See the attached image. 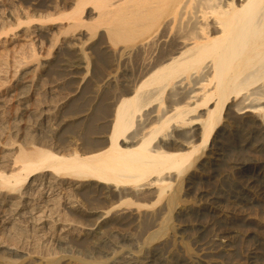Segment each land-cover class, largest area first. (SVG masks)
I'll use <instances>...</instances> for the list:
<instances>
[{
  "label": "bare ground",
  "instance_id": "6f19581e",
  "mask_svg": "<svg viewBox=\"0 0 264 264\" xmlns=\"http://www.w3.org/2000/svg\"><path fill=\"white\" fill-rule=\"evenodd\" d=\"M55 4H57V3H55ZM59 6H60V4H59ZM69 7L71 9L69 12L59 11L58 14L56 13V15H54L55 13L54 14L48 13V14H46V16H43V15L39 16L38 15L39 16L38 17L35 14H30V13L27 14L26 13L25 16L21 17V15H19V13H18V14H16L18 16L17 18L14 17L12 10L10 12L6 8H4L7 10L4 12H7V13L3 14V12H2V14L6 15L5 18L7 19L8 22L6 23V20H5V22L3 21L4 23L0 22V36L3 34H8L9 32L13 31L15 28L20 27L21 25L30 26V24L34 23L35 21L40 22L43 25H45L49 22L67 21L68 23H67L66 27L64 28V34L66 36H68V35L73 36V34L77 33L78 36H80V37L76 36L78 38L79 42L81 39H83V38H81L83 36H89L90 39H94L97 36H100L99 42L102 43V46L100 43V46H101L100 49H101L102 54L103 55H104V53L107 55L111 54L112 55L111 57H113L111 60L114 59V61L102 58L103 60L107 61V63H108V61H111L110 62L111 64L108 67V68H110V71L107 70L106 76H104V74H103L104 70L102 69V67L107 68L106 65L101 66V68H99L100 66L98 67L97 64H99L100 62H98L99 60H96L98 58H96L94 60V62L91 61V57H88V54L86 53L88 51H84L85 49L80 50V53L77 54L76 60L79 59L78 63H75V61H73V59H72V61L77 65H75L74 67H70V68H68L69 67L68 63H67V62H69L68 59L65 60V59L60 58V57L64 58L63 55L61 56V53H64V52H60L58 50L60 52V57L57 56L55 61H54L55 67L58 69V74L60 73L59 71L62 72V71H66L68 69L69 70L68 76L71 77V79H76L77 80L76 82H78L81 85L86 79V76H84V73H86V75H87L91 69H95L96 67H98V70H100V69L103 70V73L102 72L101 73L103 74L104 79L106 77V79L109 80V82H110V80H112V79L114 80V78H115L114 74L118 73V70L121 67V65L123 64V62H125L127 59L129 60V58H132L133 55L140 56V57L142 56L141 61L139 62V60H138L139 66H137V64L132 62V64H134V66L136 65L135 67H137V68L139 67L138 73H136L134 71L136 73V76H135V73H134V75H132V76H134V78L130 81L131 86H130L129 90L126 89L125 92H122L123 94L121 93V94H119V96L116 94L117 97L115 100H113V98L115 97L114 96L115 94L114 95L112 94V96H114V97L111 100H113V103L115 101V104H114L115 106H113V107H115L114 112H113L114 115H111L113 113L109 114L113 117L112 121H109L110 122L109 127L111 125L112 129L110 131L109 136L105 137L106 142L104 141L105 143L103 144V141H102L101 146L99 145L100 147L96 148L97 145L95 147L93 146L94 148L90 147V150H88L86 152L83 151L84 154H83V152H81L83 155L82 154L80 155L78 152H75L74 154H72L71 153L72 151L70 152L71 154L68 153L67 155L66 154L61 155L62 154L61 153L60 155H58V154L52 152V150L48 151V150H43V149H36L32 153H26V152L22 151L19 156L17 155L18 156L17 160H12V161H16L15 165L20 163L22 165L21 167L14 169L16 166L10 163L11 165H13L11 168L14 169L12 172L9 171L10 174H7V172L3 173L4 171L0 169L1 170V172H0V222H1V220H3L2 217H4L6 214H8L7 211H10L12 213L10 216L18 214V209L20 206V202H19L20 200L15 198L16 195L14 193L17 190H19L18 188L24 186V184L27 181H29L30 176H32V174H34L36 172H39V174H43V173L45 174L46 172H48V173L52 172V174H53V172H54L57 175H61V176H65V177H72L75 179H79L81 181H93V182L95 181V182H97L96 184H101V185L102 184H107V185H109V184L113 185L114 184L117 186V188L118 187H121V188L132 187L133 189H135L138 186H140L141 183L146 182L149 187H153V186L158 187L157 191L159 192V194L157 197L161 198L165 194L166 189L168 190V188L173 187V182H174L173 180H175L176 182H179L181 180V176L186 171V165L191 163V161L193 160V157L198 152V150L201 147H206V145L212 139L217 128L219 127V125H221L220 123L222 122V119L224 118L223 117V111L226 107L229 110H231L233 108V106H235V108L237 107V111L241 112V114L243 116H244V114L253 113L254 110H262V111L264 110V106L261 107V104L264 103V97L261 99L260 98H254V99H252L254 101L251 102L250 104L245 103L251 96H259V95L262 96V95H264L263 94L264 91L262 90V89H264V86L262 87V89H260V87L257 88V86L259 84H261L262 82L264 83V0H74V2H72L71 5H69ZM88 7H91L92 9H88ZM14 8H12V9H14ZM29 9L30 8H28V10ZM42 9H44V8H42ZM0 10H3V8ZM26 12H28V11H26ZM21 14H22V12H21ZM1 16H0V18H1ZM24 18H25V20H24ZM1 20H3V18ZM29 29H30V27H29ZM42 29H43V26H42ZM62 29H63V27H62ZM101 29H103L105 32L103 35H104V38L106 37V39H107L106 43L101 41L103 39V35H100ZM41 37H43V35H41ZM75 40H76V38H75ZM103 41H104V39H103ZM55 43H56V41H55ZM55 43L53 45H55ZM72 43H74V42H72ZM92 43L94 44V41H92ZM74 45H75V43H74ZM90 45H89V48H90ZM65 46L67 48H70L69 45H65ZM35 47L36 46H34V45H33V47H32V45L29 46L30 51H29V49L26 50L27 47L25 49L23 48L24 50L20 51L21 54L18 57L14 58L16 60L15 65L18 64L19 67H23L24 64H27V63H25V61H28L29 58H33V57L36 58L37 47H36V50H35ZM73 49H75V48H73ZM20 50H21V48H20ZM95 50H96V48H95ZM18 51H19V49H18ZM63 51H65V50L63 49ZM98 51H99V48H98ZM59 52L57 54H59ZM65 52H69V51H65ZM64 54H68V53H64ZM69 54L71 57L72 56L71 53H69ZM99 54H100V51H99ZM99 54H94V55L97 56ZM55 55L56 54H54L53 56H55ZM15 56H17V55H15ZM104 56H106V55H104ZM68 57H69V55H68ZM74 57H75V55H74ZM97 57H100V55ZM107 58L109 59V56H107ZM135 58L137 60V57H135ZM135 58H133L134 62H135V60H134ZM100 61H101V59H100ZM49 63H50V60H49ZM54 63H53V65H54ZM104 63L105 62L103 61V64ZM128 63L130 64V62H128ZM136 63H137V61H136ZM95 64L97 66L95 68H92V66H95ZM55 67L53 69H55ZM128 67H130V66H128ZM50 69H52V68H50ZM3 71H5V70H3ZM95 71H97V70H95ZM108 71H109V73H108ZM124 71L127 72L126 69ZM38 72H39V70H38ZM92 72H93V70H92ZM54 73H55V70H54ZM101 73L99 72V75H101ZM130 73H132V71H130ZM7 74H8V72H7ZM93 74H94V72H93ZM124 74H123V76H124ZM126 75H129V74H126ZM103 76H101L100 78H102ZM120 76L122 77V75H120ZM93 77L92 76L90 77L91 80ZM117 78H118V76H117ZM26 79L31 80L30 78H26ZM104 79L102 81H104ZM129 79H131V78H129ZM98 80L99 79H97V82H98ZM42 81L40 82L41 86H43V84H44V83L42 84ZM119 81H117V83H119ZM31 82L32 81L19 83L21 85L20 90L22 93L19 94V98L17 97V100H16L17 101L16 104L17 103L18 104L17 105L15 104V105L18 108L16 110L12 109L15 113V119H14L15 125H13L14 127H10V128H12L10 130H13V132L11 131V133L14 135L19 134L18 133L19 132L18 125L21 124L20 123L21 115H23V116L26 115V116H28L29 119H31V117H32L31 120L33 121V123L35 125L32 124L31 121L29 120L31 125L30 126L27 125L29 127H27V130H25V131H27L26 134H29L31 136V135H34V133H36L37 131H41L42 129L45 130V128L42 127L44 122H46V125L47 124L49 125L46 127L48 129L50 127V124L53 123L52 121L58 116V113L63 111V110H61V104H57L58 102H60L59 99L54 102L55 103L54 105L51 104L50 106L48 105V107L45 106V108L46 107L49 108L48 110H42L38 107L36 109L33 108V110H30L28 103L31 101L30 98L33 97L32 95L34 93L33 91L31 92V90L38 91L39 93L38 94L36 93V96L40 94V97L44 96L43 94H45V92L47 91V90L39 91V89H40L39 86H38L39 89H37V87L34 88L32 86L33 83L31 85H28V83L30 84ZM92 82L94 83V79ZM109 82H108V84H109ZM100 83H102V82L100 81ZM110 83H112V81ZM94 84H95V87H97L96 82ZM128 84H129V82H128ZM186 84H188L189 86H191V84H192L193 88L190 89V87H189V89H188V87H186ZM44 86H45V84H44ZM55 87L57 88L58 86H55ZM28 88H30L29 91L27 90ZM63 88H60V89H63ZM114 88H116V87H114ZM174 88L177 90L176 94L174 92V95H175L174 97H176V95H178L177 98L174 99V97L172 96V98L174 99L173 100L170 97L172 95L170 93H172L173 91L170 92L169 93L170 96L168 95V97H170L172 99V102H171L170 98L167 99L168 97L167 98L165 97L168 101H170V104H168L169 106L167 107L166 111H164V110L162 111L161 107H163L162 105L164 104L163 98H162L163 95L165 93H167L166 91L168 89H174ZM42 89H45V88H42ZM53 89H55V88H53ZM119 90H121V89H118V92H119ZM58 92L59 91H57V93ZM261 92H263V93H261ZM60 93H62V92L60 91ZM79 93H80V91H79ZM79 93H78V95H79ZM53 94H54V92H53ZM13 95H12V98L14 99L15 96H13ZM108 95L109 94H107L105 96H107L109 98ZM51 96H53V95H51ZM66 96H68V95H66ZM10 97H8V96L0 97V140L3 136V131L5 128L4 125H6L8 123V118H10L9 116L7 117V115H8L7 113L11 109L9 102L12 101V98H10ZM60 97H61V95H60ZM71 97H73V96H71ZM80 97H78V98L81 99ZM83 97L84 96H82V98ZM240 97H241V100H239L236 104L232 105L233 104L232 102H234V100L236 101ZM36 98L38 99V97H36ZM43 99H45V98H43ZM51 99L53 100V98H51ZM64 99H66V98H64ZM67 100H69V99H67ZM44 101H46V100H44ZM33 102H35V100ZM33 102H31V103L33 104ZM39 102H40V100L38 101V103ZM107 102H106V104H104L105 106H107ZM158 102H159L160 106H158L157 108L154 107V109H153L152 106L155 103L157 106ZM104 103H105V101H104ZM110 103H112V101ZM32 104H30V105H32ZM47 104H49V103H47ZM77 104H78V102H77ZM36 105H37V101H36ZM65 105L66 104H64V107H65ZM108 105H110V104H108ZM22 107H25V110L23 108L25 113L24 114L22 113L19 117L18 112L20 111V108H22ZM151 107L153 109L152 111H149L147 114L145 112L143 113V111L145 109H151ZM107 108L110 109V106H108ZM109 109H107L108 110L107 112H109ZM97 110H99V108ZM103 110L104 109H102V111ZM200 110H203L204 113H202V114L199 113L197 115V117H195L194 115H196ZM232 110H231V113H232ZM84 113H82V114H84ZM142 113L146 115V120H145V123L139 125L138 122L140 121V118L142 117ZM231 113H230V115H231L230 119L232 117ZM97 114H96L95 118L97 116H99ZM105 114L106 113H104V115ZM61 115H63V113ZM61 115H60V117H61ZM75 115H77V114H75ZM77 116H79V115H77ZM111 116H110V118H111ZM227 116L229 117V115H227ZM12 117H14V114ZM74 117H76V116H74ZM92 117H94V116H92ZM92 117H89V118L92 119ZM104 117H106V116H104ZM107 117H106V119L109 118V117L108 118ZM28 118H26V119L28 120ZM95 118L92 119V121H93L92 123H95L94 122ZM239 118H241V117L239 116ZM64 119H67V118H64ZM64 119L62 120V118H61L62 121H64ZM106 119H104V122ZM101 120H103V119H101ZM101 120H100V122H101ZM87 121H89V120H87ZM142 121H144V118ZM238 121H240V120H238ZM11 122H13V121H11ZM29 122H26V123H29ZM54 122H56V121H54ZM71 122H73V121H71ZM79 122H78V125L82 124L81 123L82 120L81 121L79 120ZM97 122H99V121L97 120ZM75 123H77V121H75ZM89 123L91 124V122H88L87 127L85 126L86 129L89 127L88 126V125H90ZM233 123L235 124V122H233ZM9 124L10 123H8L7 125H9ZM66 124H68V123H66ZM95 124H97V123H95ZM172 124H174L173 127H174V130L176 132L179 131L180 129H183L185 126L201 125L202 133L200 136L202 139V143L199 145H196L195 143H193V144L187 143L188 141L185 142V139L186 140L190 139V138H187L188 131H185V130L182 133H179V132L176 133L177 135H175V136H178L179 138L177 137L176 139H173L174 137H171L172 134L170 135V133H169V130L172 128ZM73 125H75V124H73ZM78 125L76 124L77 127H78ZM11 126H12V124H11ZM54 126H55V124H54ZM68 126H70V125L68 124ZM90 126H92V125H90ZM106 127H108V126H106ZM135 127H137L138 129L136 130V132H133ZM227 127H229V126H227ZM52 128H51V130H52ZM89 129L90 128H88V131H89ZM5 130H6V128H5ZM8 130H9V128H8ZM71 130H69V131H71ZM91 130L92 129H90V131ZM23 131H21V132H23ZM25 131L21 134H24ZM48 131H50V129ZM94 131H95V129H94ZM94 131H93V133H94ZM53 132L54 131H52V133ZM71 132L75 133V132H73V130ZM195 132H196V130H195ZM98 133L99 132H97L96 135H98ZM105 133H106V131H105ZM105 133L103 132V134H105ZM36 134H38V133H36ZM48 134H49V132H48ZM100 134H102V133H100ZM197 134H196V136H198ZM38 135H40V134H38ZM6 136H5V138H6ZM30 136H29V138H30ZM41 136L44 137V134ZM102 136L104 137V135H102ZM190 136L192 137L194 135H190ZM25 137H26V135H25ZM32 137H34V136H32ZM49 137H51V136H49ZM22 138H24V136ZM44 138H46V137H44ZM26 139H27V137H26ZM169 139H171V140L168 141ZM194 139L191 140V142L194 141ZM197 139H199V138H197ZM8 140L4 141L2 139V141H4L5 143H7ZM22 140H24V139H22ZM30 140L31 139L28 140L29 142L27 141L28 144L32 143V141H30ZM69 141H70V139H69ZM196 141L198 142L199 140H196ZM8 143H9V141H8ZM10 144H11V142H10ZM7 146H10V145L8 144ZM15 149L16 148H14V150ZM17 149H16V152H17ZM85 149H87V148H85ZM4 150H6V149H4ZM14 150H13V152H11V154L12 153L15 154ZM19 151H21V150H19ZM9 152L10 151H8V152L3 151V148L1 147V143H0V159L5 158L6 153H9ZM206 154H208V153H206ZM258 154L259 153L255 154V155L259 156ZM11 157H13V156L11 155ZM6 160H9V158L7 157ZM0 162L2 164L3 160H1ZM200 163H202V162H200ZM205 164H207V163H205ZM205 164H203V165H205ZM3 165H4V162H3ZM197 167H198V165H197ZM245 171L243 170L241 172V177H242V179L247 178V180L245 179L248 182L247 186L253 187L254 185H256L257 187H262L261 190L264 192V182H260L261 180L257 179L258 177H256L253 173H250V172L248 173ZM171 172H175V173L177 172V174L174 176L169 175L168 173L171 174ZM44 174L42 175V177L44 176ZM52 176L53 175L50 174V177L48 176V178L52 179ZM32 177H34V175ZM65 177H64V179H66ZM191 178H192V176L190 175L189 183L191 181ZM51 179H50V181L49 180L47 181V182H49V184H51L50 183ZM40 182H37V184ZM47 182H45V183H47ZM53 182H54V180H53ZM63 182L64 181H62V183ZM95 182H94V184H95ZM146 183L144 186H146ZM32 184H33V181H32ZM96 184L94 187H96ZM184 184H186V183H184ZM51 185H53V184H51ZM51 185L48 186V188H47L48 190L52 189L53 186H51ZM33 186L34 185H32V187L30 186L29 188L33 189ZM36 186H38V185H36ZM142 186H143V184H142ZM142 186H140V187H142ZM208 186H210V185H208ZM208 186H206L205 188L209 189ZM87 187H88V185H87ZM99 187L103 188L104 186L103 187L99 186ZM40 188H37V190H39ZM121 188H119V189H121ZM202 188L203 187H201L200 189L202 190ZM87 189H89V188H87ZM178 189H181V188L179 187ZM249 189H251V188H249ZM37 190H36V192H37ZM69 191H70V189H69ZM139 191H141V190H139ZM191 191H193V190H191ZM204 191H205V189H204ZM40 192H41V190H40ZM112 192H113V190H112ZM146 192L147 191H145V195H146ZM149 192L152 193L153 191L149 190L147 193L149 194ZM154 192L156 193L155 190H154ZM208 192H210V191H208ZM214 192H215V190H214ZM27 193H30V192H27ZM100 194H101V192H100ZM121 194H123V196L125 195V197H126V194H124L123 191ZM127 194H129V193H127ZM148 194L146 196H148ZM152 194H154V193H152ZM28 195L29 194H27V196ZM105 195H104V198H105ZM208 195L209 194H203L202 193L201 196L206 197ZM23 196H24V194H23ZM32 196H34V195H32ZM120 196H119V199L121 198ZM133 196L135 197L136 195L134 194ZM140 196H141V194H140ZM117 197L118 196H116L114 198H117ZM157 197L155 196V198H157ZM141 198H142V196H141ZM147 198H149V197H147ZM155 198H153V199H155ZM41 199H42V197H41ZM145 199H146V197H145ZM204 199H206V198H204ZM220 199H221V196H220ZM102 200H103V198H102ZM142 200L143 199H141V201ZM36 201H38V200H36ZM43 201H44V199L42 200V202ZM103 201H105V200H103ZM109 201H112V200H109ZM113 201H115V199H113ZM177 201H178V198H177L176 194L168 196L165 209H163L164 211L160 210V211H163V212H161L163 214V216H161V217H162L164 223L161 225L160 230H158L156 233H154L152 235V237L150 238V240L152 242L157 240L160 236H162L165 233V230L168 227V221L171 220L174 216L173 212L177 206ZM33 202H32V204H33ZM82 202H84V201L82 200ZM103 203H102L101 209H103V207H104ZM105 203H106V201H105ZM112 203H116V202H112ZM220 203H221V201H220ZM10 204H11V206L8 207ZM27 204H29V203L27 202ZM231 204H234L235 206L240 207V209L241 208L243 209V207H244L243 202H239L236 200L233 201ZM44 205H46V204H44ZM55 205L58 206L57 204H54V206ZM121 205H130V204L128 202H123V203H121ZM48 206H50V205H48ZM109 206H110V204L108 205V208H109ZM162 206L164 208V205H162ZM30 207L32 209V206H30ZM37 207H40V206H37ZM46 207H47V205H46ZM97 207H98V205H97ZM6 208H10V210L6 209ZM190 208H189V210H187L184 207L185 210H180L179 213L176 214V217L178 216L177 218H183V219H186L189 217H191V218L196 217V220H197V218H199L201 216V214L203 212H205V211L202 212L200 209L199 210L196 209L193 212L192 208L191 209ZM202 208H203V206H202ZM48 209H50V208H48ZM29 210H30V208H29ZM43 210H44V212L46 211V209H43ZM43 210H42V212H43ZM112 210H113V208H110L106 213V214H111L112 220L114 218L115 219H122V218L126 219L127 214L129 213L128 212L126 214V212H120V211L115 212ZM123 210H125V209H122V211ZM244 210H246V209H244ZM23 211H25V210H23ZM31 211H33V210H31ZM39 211H40V209H39ZM64 211H65V209H64ZM132 211H134V210H132ZM206 211H207V213H210V215H213L214 217L217 214L213 209L212 210L210 209V211H208V210H206ZM255 211H256V209H255ZM34 212H31V213H34ZM49 212H51V211H49ZM156 212H158V211H156ZM141 213H143V212H141ZM20 214L21 213H19V215ZM26 214H28V213H26ZM37 214H41V212H39ZM99 214H101V212ZM33 215L34 214H32L31 216H33ZM41 215H43V214H41ZM10 216L8 215V217H10ZM49 216L50 215H48V217ZM101 216H102V214H101ZM17 217H15V218H17ZM38 217H39V215H38ZM97 217L98 216H96V219H97ZM137 217H138V215H137ZM148 217L144 218V216H143V218L147 219V220H148ZM204 217H206V215ZM224 217L225 216H223V217L220 216L218 218V216H217L218 219L214 220L212 226H213V228L217 227V226L223 228V230H221L218 233L217 237L222 239L223 244H221V245L227 247L230 244V238L232 236V234H231L232 228H228V226L233 225V223L236 221H235V219H231V218L226 219ZM236 217H237V215H236ZM12 218H13V216H12ZM15 218H13V219H15ZM25 218L27 219V217H25ZM25 218L23 216L24 220H26ZM28 218H29V214H28ZM30 218H32V217H30ZM33 218H35V217H33ZM33 218H32V220H33ZM37 218H36V220H38ZM42 218H43V216H42ZM123 219H122V221H123ZM133 220H136V219L134 218ZM177 220H179V219H177ZM207 220H205V221H207ZM29 221H31V219ZM78 221H79V219H78ZM109 221H110V218H109ZM128 221L129 222L131 221V220H129V217H128ZM153 221H155L154 223H157L156 222L157 220H153ZM8 222H9V220H8ZM104 222H106V221H104ZM116 222H118V220ZM15 223L17 224V222H15ZM36 223H37V221H36ZM84 224H86V223H84ZM120 224H121V222H120ZM238 224H239V222H238ZM154 225L155 224H152V226H154ZM14 226H16V225H14ZM32 226H33V230H34V225H32ZM35 226H37V225H35ZM242 226L240 225L239 228H242ZM1 227H3V226H1ZM10 228H11V226H10ZM197 228H199V227H197ZM201 228H203V227L201 226ZM243 228H245V225ZM48 229H51V228H48ZM208 229L210 230V228H208ZM37 230L38 229H36V231ZM105 230H107V229H105ZM196 230L199 232L198 229H196ZM202 230H200V231H202ZM244 230L242 229V231H244ZM36 231H35V233H36ZM246 231H249V230H246ZM39 232H40V229H39ZM233 233L235 234V232H233ZM262 233H264V232H262ZM41 234H43V233H41ZM202 234H203V232H202ZM202 234H201V236H202ZM230 234H231V236H230ZM34 235H37V234H34ZM237 235H236V237H237ZM254 235L256 236V234H254ZM262 235H264V234H262ZM17 236H18V234H17ZM199 236H200V234H199ZM204 236L206 237L207 234L203 235V237ZM207 237L205 239H207ZM233 238H234V236H233ZM13 239L14 238L12 237L11 240H13ZM16 239L17 238L15 237L14 242H16ZM197 239H196V241H197ZM199 240H201V239H198V241ZM250 240H251V238H250ZM250 240H248V242ZM252 241L254 242L252 244L256 248V250H260L263 253V255L261 254V258L255 259L257 261L254 263L255 264H264V237L257 236V237H254ZM208 243H210V242H208ZM170 244H168V245H170ZM37 245H38V242H37ZM42 245H43V243H42ZM204 245H205V242H204ZM15 246H16V244H15ZM230 246H233V245H229L228 247H230ZM225 247H223V248H225ZM169 248H171V246ZM230 248H233V247H230ZM36 249H38V248H36ZM156 249L159 250L160 248L156 247ZM161 249H163V248H161ZM209 249H210V247H209ZM153 250H154V248H153ZM211 250H212V248H211ZM214 250H215V248H214ZM14 251H16V250H14ZM166 251H168V249ZM220 251L221 250H219V252ZM161 252L162 251H160L158 253L160 254ZM176 252H177V250H176ZM202 252H204V251H202ZM234 253L236 254L235 250H234ZM153 254H155V252ZM166 254H167V252H166ZM209 254H207V255L209 256ZM15 255H16V253H15ZM17 255H16V257H17ZM108 255H110V254H108ZM177 255H176V258H177ZM223 255H225V254H222V256ZM236 255L239 256L238 254H236ZM155 256H157V255H155ZM180 256H178V257H180ZM217 256H219V255L217 254ZM220 256H221V254H220ZM253 256H249V257L255 258V255H253ZM123 257H125V256H123ZM164 257L162 259H164ZM209 257H211V255ZM97 258H100V257H97ZM155 258H157V257H155ZM160 258H161V256H160ZM174 258H175V256H174ZM206 258H207V256H206ZM128 259H130V258H128ZM134 259H136V258L134 257ZM141 259H143V258H141ZM149 259L152 260L150 257H149ZM179 260H181V259H179ZM209 260H210V258H209ZM128 261L129 260H127L126 262H128ZM144 261H146V259H144ZM121 262H119V263H121ZM153 262H154V260H153ZM171 262H174V261L172 260ZM176 262H177V260H176ZM185 262L187 263V261H185ZM249 262H250V260H249ZM154 263H156V262H154ZM160 263H158V261H157V264H160ZM0 264H17V263L10 261V260H6V259H1ZM24 264H26V263H24ZM50 264H56V263L52 262ZM94 264H105V262L104 261H98ZM126 264H128V263H126Z\"/></svg>",
  "mask_w": 264,
  "mask_h": 264
},
{
  "label": "rangeland",
  "instance_id": "374dc122",
  "mask_svg": "<svg viewBox=\"0 0 264 264\" xmlns=\"http://www.w3.org/2000/svg\"><path fill=\"white\" fill-rule=\"evenodd\" d=\"M54 2L57 4H55ZM72 2H74V0H64V1L63 0H53V1L52 0H10V1L9 0H0V4H1L0 9L3 8V10H0L1 11L0 16L2 15L0 18V22L4 23L5 20H6V23L8 22L7 19L5 18L6 15H3L4 13L5 14L7 13V12H4L7 10L10 12L12 10V13H13L15 18L18 17L16 15L18 13H19V15H21V17L25 16L26 13L27 14L28 13L35 14L36 16H38V15L39 16L40 15L46 16V14H48V13H50V14L55 13L54 15H56V13L58 14L59 11L69 12L71 10L70 9L71 6L69 7V5H71ZM59 4H60V6H59ZM4 8H6L7 10ZM12 8H14V9H12ZM28 8H30V9L28 10ZM42 8H44V9H42ZM88 9H92V8L88 7ZM25 10L28 12H26ZM2 12H3V14H2ZM21 12H22V14H21ZM2 18H3V20H1ZM24 20H25V18H24ZM67 23H68L67 21H57V22H49V23L43 25L40 22L35 21L34 23L30 24V26L21 25L20 27L15 28L13 31L9 32L8 34H3L0 36V97H4V96L10 97L11 96L10 98H12L13 94H14L13 96H15L14 99L12 98V101L9 102L11 109L7 113L8 114L7 117L8 116L10 117V118H8V123H10V124L7 125L8 124L7 123L6 125H4L6 130L4 128L3 136L0 140L1 147L3 148V151H7V152L10 151L9 153H6L5 158L0 159V161L3 160V162H4V165H3V162H2V164L0 162V164H1L0 169L4 171V172L2 171L3 173L7 172V174H10V172H12L14 169L22 166L20 163L15 165L16 161H12V160H17V157L20 155V153L22 151L26 152V153H32L36 149H43V150H48V151L52 150V152H54L58 155H60L61 153H62L61 155H63V154L67 155L68 153L74 154L75 152H78L81 155L82 154L81 152H83V151L86 152V151L90 150V147L94 148L96 145H97L96 148L100 147L102 144V141H103V144L106 142L105 137L109 136L110 131L112 129L111 125L109 127V124H110L109 121H112V119H113V117L111 115H114L113 112H114L115 107H113V106H115L114 105L115 101L113 103V100L116 99V97H117L116 94L119 96V94H121L122 92H125L126 89L129 90L130 86H131L130 81L134 78V76H132V75H134L135 72L138 73L139 67L138 68L135 67L136 65L134 66V64H132V62L137 64V66H139L138 64L141 61L142 56L140 57V56L133 55L132 58H129V60L127 59L125 62H123V64L121 65L122 68L120 67L118 70V73L114 74L115 75L114 80L113 79L110 80V82L112 81V83H110L109 80L106 79V77L104 79V76H106L107 70L110 71V68H108L109 65L111 64L110 62L114 61V59L111 60L113 58V57H111L112 56L111 54L107 55L104 53V55H106V56H104L102 54L101 49H100V47L102 46V43L99 42L100 36H97L94 39H90L89 36H83V37H81L83 39H81L79 42L78 38L76 37V36H78L77 33L73 34V36H71V35L66 36L64 34V28L66 27ZM42 26H43V29H42ZM29 27H30V29H29ZM62 27H63V29H62ZM104 33H105L104 30L101 29L100 35H103ZM41 35H43V37H41ZM78 37H80V36H78ZM75 38H76V40H75ZM103 39H104V41H103ZM103 39L101 41L106 43L107 39H106V37L104 38V35H103ZM55 41H56V43H55ZM92 41H94V44L92 43ZM72 42H74L75 45ZM54 43H55V45H53ZM100 43H101V46H100ZM31 45H32V47H33V45L37 47V50L35 47L36 55H37L36 58L35 57L29 58V60H28L29 62L25 61V63H27V64H24L23 67H19L18 64L15 65L16 60L14 58L18 57L21 54L20 51L24 50L26 47H27L26 50L29 49V51H30L31 47L29 48V46H31ZM65 45H69L70 48H67ZM89 45H90V48H89ZM20 48H21V50H20ZM73 48H75V49H73ZM95 48H96V50H95ZM98 48H99L100 54H99ZM18 49H19V51H18ZM63 49L65 51H69V52H65V51H63ZM82 49L83 50L85 49L84 51H88L86 53L88 54V57H91V61L94 62V60L96 58H98L96 60H99L98 62H100V63L99 64L96 63V64L98 65V67L100 66L99 68H101V66L106 65V67L108 69L105 67H102V69L104 70V73H103V70L102 69H100L101 71L98 70V67H96L97 65L95 64V66H92V68H95V67L96 68L91 69L90 70L91 73L89 72L90 74L88 73L86 75V73H84V76H86V79L80 85L78 82H76L77 81L76 79H71V77L68 76V71H69L68 69L66 71H62V72L59 71L60 73L58 74V69L55 67L54 61H55L57 56L60 57V52L68 53V54L61 53V56L63 55L64 58H62V57H60V58L65 59V60L68 59V61L70 62V63L67 62L68 66H69L68 68L74 67L75 65H77L75 63L79 62V59L76 60L77 59L76 57H77V54L80 53V50H82ZM58 52H59V54H57ZM69 53H71V55H72L71 57H70ZM54 54H56V55L53 56ZM94 54H99L100 57H97L99 55L96 56ZM15 55H17V56H15ZM68 55H69V57H68ZM74 55H75V57H74ZM107 56H109V59L107 58ZM135 57H137V60ZM102 58L107 59V60H111V61H108V63H107V61L103 60ZM133 58H135L134 59L135 62L133 61ZM72 59H73V61H75V63L72 61ZM100 59H101V61H100ZM49 60H50V63H49ZM138 60H139V62H138ZM103 61L105 62L104 64H103ZM136 61H137V63H136ZM126 62L127 63L130 62L131 65L129 63L127 64ZM53 63H54V65H53ZM5 64L6 65L8 64V65L6 66ZM128 66H130V67H128ZM49 67L52 69H50ZM54 67H55V69H53ZM125 69L127 72L124 71ZM3 70H5V71H3ZM38 70H39V72L40 71L41 72L39 73ZM54 70H55V73H54ZM92 70H93L94 74H93ZM95 70H97V71H95ZM109 71H108V73H109ZM130 71H132V73H130ZM7 72H8V74H7ZM99 72L100 73L102 72L104 74V76L102 73H101V75H99ZM136 73H135V76H136ZM123 74L125 77L123 76ZM126 74H129V75H126ZM90 75L92 77L94 76L96 79L93 77L91 80ZM120 75H122V77ZM101 76H103V77L100 78ZM117 76H118V78H117ZM26 78H30L31 80H28ZM129 78H131V79H129ZM93 79H94V83L96 82L97 87H95V84L92 82ZM97 79H99L98 80L99 83L97 82ZM103 79H104V81H102ZM28 81H32L30 84L28 83V85H31L33 83L34 85L32 84V86L34 88L37 87V89L40 88L39 91L47 90L45 92V94H43L44 96H41V97H40V94L36 96V93L37 94L39 93L38 91L31 90V92L33 91L34 93L32 95L33 97L30 98L31 101L28 103L30 110H33V108L36 109L37 107L42 109V110H48L49 109V108H47L48 105L49 106L51 104L54 105L55 104L54 102L59 99L60 102H58V103L56 102V103L61 104V110H63V111L58 113V116L52 121L53 123L50 124V127L48 129L46 127L49 125L48 124L46 125V122H44L42 127L45 128V130L42 129L41 131L36 132L40 135L34 133V135L30 136L29 134H26L27 131H25V130H27V127H29L31 125V123L32 124H34V123L31 120L32 117H31V119H29L28 116L21 115L22 113L23 114L25 113V111H24L25 107H22V108H20V111L18 112L19 113L18 116L20 117V115H21V118L23 120L21 118H20L21 121L19 120L21 123L18 125V129H19L18 133L19 134L14 135L11 133V131L13 132V130H10V129H12L10 127H14L13 125H15L14 124L15 113L13 110H16L18 108L16 106L18 104V103L16 104V102H17L16 100H17V97L19 98V94L22 93L20 90L21 85L19 83L28 82ZM41 81H42V84L44 83L46 87L44 86V84H43L44 87L40 85ZM100 81L102 83H100ZM117 81H119V83H117ZM108 82H109V84H108ZM128 82L130 85L128 84ZM38 86H39V88H38ZM55 86H58V87L56 88ZM263 86H264V83L262 82L261 84H259L257 86V88L260 87V89H262ZM114 87H116L117 89ZM186 87H188V89H189V87H190V89L193 88L192 84H191V86L186 84ZM42 88H45V89H42ZM53 88H55L56 90ZM60 88H63V89H60ZM118 89H121L122 91L119 90V92H118ZM174 89H168L169 91L167 90L166 91L167 93H165L163 95L162 98H163L164 104L162 106L164 108L161 107L162 111L163 110L166 111L167 107L169 106L168 104H170V101H168L167 99H169L170 97L172 98V96L174 97L175 96L174 92H175V94L177 93V90L176 89L174 90ZM27 90L29 91L30 88H28ZM262 90L264 91V89H262ZM57 91H59V92L57 93ZM60 91L62 93H60ZM79 91H80V93H79ZM53 92H54V94H53ZM170 92H172V93H170ZM78 93H79V95H78ZM169 93L172 95L170 96ZM261 93H263V92H261ZM107 94H109L108 95L109 98L107 96H105ZM112 94L113 95L115 94L114 95L115 97L112 96ZM51 95H53V96H51ZM60 95H61V97H60ZM66 95H68V96H66ZM168 95L170 97H168ZM71 96H73V97H71ZM82 96H84V97L82 98ZM177 96L178 95H176V97H174V99H176ZM36 97H38V99L40 100L39 103L41 105L43 104L42 106L38 103L39 100ZM78 97H80L81 99H79ZM165 97L166 98L168 97V98L166 99ZM263 97H264V95H262V96H260V95L259 96H251L245 103L250 104L251 102L254 101L252 99H254V98H260L261 99ZM43 98H45V99H43ZM51 98H53V100ZM64 98H66V99H64ZM73 98L75 100L76 99L77 100L75 101ZM112 98H113V100H111ZM67 99H69V100H67ZM172 99H171V102H172ZM34 100H35V102H33ZM44 100H46L47 102ZM239 100H241V97L238 98L236 101L234 100V102H232L233 104L232 103L231 104L234 105ZM36 101H37V105H36ZM104 101H105V103H104ZM111 101L113 104L110 103ZM31 102H33V104ZM77 102H78V104H77ZM106 102H107V106L104 105V104H106ZM47 103H49V104H47ZM30 104H32V105H30ZM64 104H66L65 105L66 108L64 107ZM108 104H110V105H108ZM262 104H261V107L264 106V103H262ZM154 105L152 106L153 109H154V107L157 108L158 106H160L159 102H158L157 106H156V103ZM45 106H47V107L45 108ZM108 106H110V109L107 108ZM152 107H151V109H145L143 111V113L145 112L147 114L149 111H152L153 110ZM23 108H24V110H23ZM98 108H99V110H97ZM102 109H104L103 110L104 112L102 111ZM107 109H109V112H107L108 111ZM232 109H231L232 113H231V110H229L227 107L224 109V111H223V117L224 118L222 119V122L220 123L221 125H219V127L217 128L212 139L209 141V143L206 145V147H201L198 150V152L193 157V160L191 161V163L186 165V171L181 176V180L179 182H176L175 180H173L174 181V182L172 181L173 187L168 188V190L166 189L165 194L161 198L157 197L159 194V192L157 191L158 187L157 186L156 187L155 186L149 187L146 182H145L146 186H144L145 183H141L140 186H142V184H143L142 187L138 186L137 188L133 189L132 187H127V188L118 187L117 188V186L114 184L113 185L112 184H109V185H107V184H102V185L96 184L97 182L94 181L96 184V187H97L96 188V187H94L95 184L93 181H81L79 179H75L72 177H65V176L57 175L54 172H53V174H52V172L51 173L46 172L45 173L46 175L43 173L44 174L43 177H42L43 174H39V172L32 174V176L34 175V177L30 176L29 181H27L24 184V186L18 188L19 190L16 191L18 194L16 192L14 193L16 195V196L14 195L15 198L20 200V201L18 200L20 202V206H19L20 210L18 209L17 215H12V216H13V218H15L17 216L18 217L13 219L12 216H10L12 213L10 211H7L8 214H6L4 217H2L3 220H1V222H0V235H1L0 236V260L6 259V260L16 262L17 264H24V263H26V264H50L52 262H55L56 264H94L98 261H104L105 264H126V263H128V264H146V263L151 264L152 263L153 264L154 262H156L154 264H157V261H158V263L161 262L160 264H163V263L164 264H182V263L183 264L184 263L185 264H188V263L189 264L190 263L191 264H255L254 262L257 261L255 259H257V258L259 259V258H261V254L263 255V253L260 250H256V248L253 246L252 243H254V242L252 240L254 237H257V236L264 237V235H262V234H264V233H262V232H264V200H263L264 199V196H263L264 192L261 190L262 187H257L256 185H254L253 187L247 186L248 185V182L246 181L247 178L242 179L241 172L243 170L244 171L246 170L245 172L253 173L256 177H258L257 179L261 180L260 182H264V110L263 111L262 110H254L253 113L244 114V116H243L241 114V112L237 111V107L235 108V106H233ZM62 113L64 116L61 115ZM82 113H84V114H82ZM104 113H106L107 115L106 114L104 115ZM111 113H113V114H111ZM143 113H142V117L140 118V121L138 122L139 125L145 123L146 115ZM199 113L202 114V113H204V111L200 110L194 116L197 117V115ZM230 113L232 114L231 119H230V116H231ZM13 114H14V117H12ZM59 114L61 115V117ZM75 114H77L79 116H77ZM96 114L99 115L96 117L97 119L95 118ZM109 114H111V115H109ZM227 115H229V117ZM74 116H76V117H74ZM88 116L89 117L94 116V117H92V119L95 118L94 122L97 124L92 123L93 122L92 119L89 118ZM104 116H106V117L108 116L109 118L111 116V118L109 119L107 117L108 119H106V117H104ZM239 116L241 118H239ZM26 118H28V120ZM61 118H62V120L64 118H67V119H64V121H62ZM143 118H144V121H142ZM78 119L80 121L82 120V122H81L82 124L78 125V122H79ZM101 119H103V120H101ZM104 119H106L105 122H104ZM29 120L31 121V123L29 122ZM87 120H89V121H87ZM97 120L99 122H97ZM100 120H101V122H100ZM238 120H240V121H238ZM11 121H13V122H11ZM54 121H56V122H54ZM71 121H73V122H71ZM75 121H77V123H75ZM26 122H29V123H26ZM88 122H91V124L90 123L89 124L92 125V126L88 125L89 126L88 128L92 129L91 131L89 129L90 132L88 131V128L86 129ZM233 122H235V124ZM66 123H68L70 126H68V124H66ZM11 124H12V126H11ZM54 124L56 127L54 126ZM73 124H75V125H73ZM76 124L78 125V127L76 126ZM103 124L104 125L106 124V125L104 126ZM27 125H29V126H27ZM173 125L174 124H172V128L169 130L170 135L172 134L171 137H174L173 139H176L178 137V136H175V135H177L176 133H178V132L182 133L185 130V131H188L187 138H190L187 140L185 139V142L188 141L187 143H192V144L195 143L196 145H199L202 143V139L200 136L202 133L201 125L185 126L183 129H180L177 132L174 130ZM106 126H108V127H106ZM227 126H229V127H227ZM67 127L68 128L70 127V128L68 129ZM137 127L134 128L133 132H136V130L138 129ZM8 128H9V130H8ZM51 128H52V130H51ZM49 129L51 132L48 131ZM71 129L75 133H72ZM94 129H95V131H94ZM23 130L25 131L24 134L26 135L27 139L28 140L31 139L30 141H32V143H29V144L27 143L28 140L26 139L25 135L21 134L24 132ZM69 130H71V131H69ZM195 130H196V132H195ZM21 131H23V132H21ZM47 131L49 132V134ZM52 131H54V132L52 133ZM93 131H94V133H93ZM105 131L107 134L105 133ZM97 132H99L98 135H96ZM103 132L105 134H103ZM100 133H102V134H100ZM43 134H44V137H46V138L41 136ZM196 134L198 136H196ZM22 135L24 136V138H22L23 137ZM102 135H104V137ZM190 135H194L195 137L194 136L191 137ZM5 136H6V138H5ZM29 136H30V138H29ZM32 136H34V137H32ZM49 136H51V137H49ZM197 138H199V139H197ZM2 139L4 141L9 139L8 140L9 143H8V141H7V143L10 146H7L8 144L5 143L4 141H2ZM22 139H24V140H22ZM69 139H70V141H69ZM193 139L195 142L194 141L191 142V140H193ZM170 140L171 139H169L168 141H170ZM196 140H199V141L197 142ZM10 142H11V144H10ZM14 148H16V149L18 148L17 152H16V149L14 150ZM85 148H87V149H85ZM4 149H6V150H4ZM13 150H14L16 155L14 153L11 154V152H13ZM19 150H21V151H19ZM84 152H83V154H84ZM206 153H208V154H206ZM257 153H259L258 154L259 156L255 155ZM11 155L13 157H11ZM7 157L9 158V160H6ZM203 161L207 164H205ZM200 162H202V163H200ZM10 163L15 165L16 167L14 169H12L11 167L13 165H11ZM203 164H205V165H203ZM197 165L199 168L197 167ZM1 170H0V172H1ZM50 174L53 175L52 179L48 178V176L50 177ZM168 174L174 176L177 174V172L176 173L171 172V174L170 173H168ZM190 175L192 176V178H191V181L189 183ZM64 177L66 179H64ZM50 179H51L50 183L53 185H51V184H49V182H47L48 180L50 181ZM53 180H54V182H53ZM32 181H33V184H32ZM62 181H64L63 182L64 184L62 183ZM37 182H40L41 184L40 183L37 184ZM45 182H47V183H45ZM184 183H186V184H184ZM32 185H34L33 186L34 190L32 188H29L30 186L32 187ZM36 185H38V186H36ZM50 185L53 187H52V189L48 190L47 188ZM73 185L74 186L76 185V186L74 187ZM87 185H88V187H87ZM208 185H210V186H208ZM39 186L40 187L42 186V187L40 188ZM99 186H101V187L104 186V187L100 188ZM206 186H208L209 189L205 188ZM179 187L181 189H178ZM201 187H203L202 190L200 189ZM37 188H40V189L37 190ZM87 188H89V189H87ZM119 188H121V189H119ZM249 188H251V189H249ZM69 189H70V191H69ZM204 189H205V191H204ZM36 190H37V192H36ZM40 190H41V192H40ZM112 190H113V192H112ZM139 190H141V191H139ZM149 190L153 191L152 193H154V194H152L151 192H149V194H148L147 192ZM154 190L156 191V193L154 192ZM191 190H193V191L195 190V191L193 192ZM207 190L210 192H208ZM214 190H215V192H214ZM122 191L124 194H126V197H125V195L123 196V194H121ZM145 191H147L146 195L148 194V196L145 195ZM27 192H30V193H27ZM100 192H101V194H100ZM22 193L24 194V196ZM127 193H129V194H127ZM202 193L203 194H209V195L206 197L205 196L203 197V196H201ZM27 194H29V195L27 196ZM134 194L136 195L135 197L133 196ZM140 194H141L142 198H141ZM173 194H176L177 198H178L177 206L173 212L174 216L171 220L168 221V227L165 230V233L162 236H160L157 240L152 242L150 240V238L152 237V235L154 233H156L158 230H160L161 225L164 223L163 219L161 217V216H163V214L161 212H163L164 211L163 209H165L168 196L173 195ZM32 195H34V196H32ZM104 195H105V198L107 200L104 198ZM115 195L118 197L114 198V197H116ZM119 196L121 197L120 199H119ZM155 196L157 198H155ZM220 196H221V199H220ZM41 197H42V199H41ZM145 197H146V199H145ZM147 197H149V198H147ZM102 198H103V200L106 201V203L108 202L107 203L108 205L110 204L109 208H108V205L105 203V201L102 200ZM153 198H155V199H153ZM204 198H206V199H204ZM43 199H44V201L42 202ZM108 199L112 200V201H109ZM113 199H115V201H113ZM141 199H143V200L145 199V200L141 201ZM36 200H38V201H36ZM82 200L84 202H82ZM146 200L147 201L149 200V201L147 202ZM235 200L244 203L243 209L242 208L240 209V207L235 206L234 204H231ZM220 201H221V203H220ZM27 202L29 204H27ZM32 202H33V204H32ZM112 202H116V203H112ZM123 202H128L130 205H121V203H123ZM102 203L104 204L103 209H101ZM44 204H46L47 207ZM54 204H57L58 206H56V205L54 206ZM48 205H50V206H48ZM97 205H98V207H97ZM162 205H164V208ZM10 206H11V204L8 207H10ZM30 206H32V209ZM37 206H40L41 208L37 207ZM202 206H203V208H202ZM184 207L187 210H189V208L191 207L193 212L196 209H198V210L200 209L202 212L203 211H205V212H203L201 214V216L199 218H197V220H196V217H193V218L189 217L186 219L177 218L178 216L176 217V214H178L180 210H185ZM29 208H30V210H29ZM48 208H50V209H48ZM110 208H113L112 211H115V212H117V211L126 212V214L129 212L127 214V218L126 219L122 218L123 221H122V219H115V218L112 220L111 214H106ZM6 209L10 210V208H6ZM39 209H40V211H39ZM43 209H46V211L44 212ZM64 209H65V211H64ZM122 209H125V210L122 211ZM210 209L211 210L213 209L217 213L215 215V217L213 215H210V213H207L206 210L210 211ZM244 209H246V210H244ZM255 209H256V211H255ZM23 210H25V211H23ZM31 210H33V211H31ZM42 210H43V212H42ZM48 210L51 212H49ZM132 210H134V211H132ZM160 210H163V211H160ZM99 211L101 212L102 216H101V214H99L100 213ZM156 211H158V212L160 211V212L158 213ZM31 212H34V213H31ZM39 212H41V214H43V215L37 214ZM141 212H143V213H141ZM19 213H21V214L19 215ZM26 213L29 214V218L30 217H32V218L35 217V218H33V220H32V218H30L31 221H29L30 219L28 218V214H26ZM32 214H34V215L31 216ZM8 215L10 217H8ZM22 215L24 216V218L27 217V219L25 218L26 220H24ZM38 215H39V217H38ZM48 215H50V216L48 217ZM137 215H138V217H137ZM142 215L144 216V218H147L149 216L148 220L144 219ZM205 215H206V217H204ZM236 215H237V217H236ZM42 216H43V218H42ZM96 216H98L97 219H96ZM217 216H218V218L220 216L221 217L225 216L224 218H226V219H230V218L235 219L236 222H234L233 225L228 226V228H232L231 229L232 236L230 234L231 238H230V244L229 245H233V246H230L233 248L228 247L229 245L227 247L221 245V244H223L222 239L218 238L217 236H218V233L221 230H223V228L219 227V226L213 228V226H212L214 220L218 219ZM128 217H129V220H131L130 222L128 221ZM36 218L38 220H36ZM77 218L79 219V221ZM109 218H110V221H109ZM134 218L136 220H133ZM203 218L205 220H207V219L208 220L205 221ZM177 219H179V220H177ZM8 220L10 223L8 222ZM35 220L37 221V223ZM117 220H118V222H116ZM153 220H157L156 221L157 223H154L155 221H153ZM104 221H106V222H104ZM119 221L121 222L122 225L120 224ZM15 222H17L18 225ZM238 222H239V224H238ZM84 223H86V224H84ZM151 223L155 224V225L152 226ZM14 225H16V226H14ZM32 225H34V230H33ZM35 225H37V226H35ZM238 225L239 226L243 225V226H242V228H239ZM244 225H245V228H243ZM1 226H3V227H1ZM10 226H11V228H10ZM201 226L203 228H201ZM197 227H199V228H197ZM48 228H51V229H48ZM195 228L198 229L199 232ZM208 228H210V230ZM36 229H38L37 230L38 232L36 231ZM39 229H40V232H39ZM105 229H107V230H105ZM242 229L243 230L245 229V230L242 231ZM200 230H202V231H200ZM246 230H249L250 232L246 231ZM35 231H36V233H35ZM202 232H203V234H202ZM233 232H235V234ZM41 233H43V234H41ZM205 233L208 236V237L206 236L207 239H205L206 238L205 236H204L205 238L203 237V235H206ZM17 234H18V236H17ZM34 234H37V235H34ZM199 234H200V236H199ZM201 234H202V236H201ZM254 234H256V236ZM236 235H237V237H236ZM233 236H234V238H233ZM12 237L14 238L13 240H11ZM15 237L17 238L16 242H14ZM195 238L201 239V240H199L201 243L198 241V239L196 241ZM250 238H251V240H250ZM244 239L245 240L247 239L246 240L247 242ZM248 240H250V241L248 242ZM37 242H38V245H37ZM204 242H205V245H204ZM208 242H210V243H208ZM42 243H43V245H42ZM15 244H16V246H15ZM168 244H170V245H168ZM170 246H171V248H169ZM35 247L38 249H36ZM156 247L160 248V249L158 250V249H156ZM209 247H210V249H209ZM223 247H225V248H223ZM153 248H154V250H153ZM161 248H163V249H161ZM211 248H212V250H211ZM214 248H215V250H214ZM165 249L166 250L168 249V251H166ZM14 250H16V251H14ZM176 250H177V252H176ZM219 250H221V251L219 252ZM234 250L236 251V254H238L239 256H237L234 253ZM160 251H162V252L159 254L158 252H160ZM165 251L167 252V254ZM171 251L172 252L174 251V252L172 253ZM202 251H204V252H202ZM152 252L153 253L155 252V254H153ZM15 253H16V255L18 254L17 257L15 255ZM219 253L221 254V256ZM108 254H110V255H108ZM207 254H209V256L211 255V257H209ZM217 254L219 256H217ZM222 254H225L226 256L225 255L222 256ZM155 255H157V256H155ZM176 255H177V258H176ZM253 255H255V258H253L254 257ZM123 256H125V257H123ZM126 256L130 259H128ZM160 256H161V258H160ZM174 256H175V258H174ZM178 256H180L181 258ZM206 256L208 259L206 258ZM249 256H253V257H249ZM97 257H100V258H97ZM134 257L136 259H134ZM149 257L152 260H150ZM155 257H157V258H155ZM163 257H164V259L165 258L166 259L165 260L162 259ZM141 258H143V259H141ZM209 258H210V260H209ZM144 259H146V261H144ZM179 259H181V260H179ZM127 260H129V261L126 262ZM153 260H154V262H153ZM172 260L174 262H171ZM176 260H177V262H176ZM249 260H250V262H249ZM185 261H187V263ZM119 262H121V263H119Z\"/></svg>",
  "mask_w": 264,
  "mask_h": 264
}]
</instances>
